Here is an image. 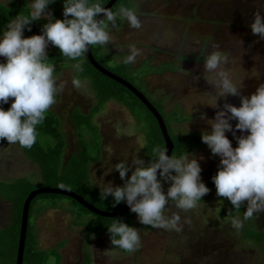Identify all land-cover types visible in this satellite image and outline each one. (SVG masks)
<instances>
[{"label":"rangeland","instance_id":"1","mask_svg":"<svg viewBox=\"0 0 264 264\" xmlns=\"http://www.w3.org/2000/svg\"><path fill=\"white\" fill-rule=\"evenodd\" d=\"M12 1L16 0H0L5 5H10ZM135 9L141 26L130 28L125 20L121 29L110 27L112 39L102 49V57L109 65L117 66L128 52V45L135 44L141 51L131 63L133 72L128 71L127 75L134 76L139 87L141 78L146 76L143 91L153 100L162 97L169 113L177 107L175 105L185 111L189 120L175 123L178 132H201L209 128L205 121L218 110L211 106L214 99L209 95L216 91L214 74H209L203 68V58H193L201 55L202 50L205 54L211 51L212 41L228 53L224 67L236 81L243 79L240 89L243 95L254 92L257 85L264 81V39L252 33L248 26L256 10H260L264 16V0H137ZM55 47L49 43L46 51ZM172 63H176L178 68L161 67ZM73 76L72 68L59 69L57 103L53 108L63 120V130L68 139L65 159L75 150L78 139L71 111L80 107L87 114L97 102L91 82L79 80L80 83L75 85ZM225 100L237 106L240 102L239 96L228 95L223 99L218 98L217 106L222 107ZM169 121L172 124V119ZM94 123L102 136V158L91 165L90 183L96 189L102 179L121 184L118 170L112 168V164L121 159L130 163L135 151L145 160L146 141L140 129L146 125H139L132 112L115 100L109 101L102 112L95 116ZM231 123L235 124V120ZM236 131L239 135V130ZM225 134L235 146L231 132ZM85 136L89 140L86 146L89 153L97 152L96 141L93 140L95 132L87 131ZM193 154L203 157L199 160L202 169L200 176L205 182L215 174L219 157L212 154L208 147ZM27 176L41 182L39 167L28 159L18 143L0 138V180L9 182ZM97 191L99 194V189ZM105 199L110 201L112 197L109 195ZM43 202L48 201L40 203L43 205ZM224 202L214 191L207 202L197 203L191 209L170 206L168 214L177 212L181 217L182 227L179 231L163 227L148 229L145 224L140 225L136 217L134 227H137L140 235V246L124 252L118 246L111 245L107 236L92 238L88 249L94 264H261L264 255L258 246L249 241L238 243L232 218L224 215ZM68 203V199H61V204ZM10 207L0 199V228L7 224L4 223L8 219L5 213L10 211ZM117 208L118 204H104L101 209L114 212ZM257 215L259 224L264 228V211ZM185 217L190 222H184ZM36 226L42 248H55L65 240L66 245L60 249L62 264H80L85 243L82 228L72 225L67 210H44L37 217ZM49 263L56 264V261L52 259Z\"/></svg>","mask_w":264,"mask_h":264},{"label":"clouds","instance_id":"2","mask_svg":"<svg viewBox=\"0 0 264 264\" xmlns=\"http://www.w3.org/2000/svg\"><path fill=\"white\" fill-rule=\"evenodd\" d=\"M52 2L28 0L27 14L19 13L0 28V57H3L0 59V138L23 147H31L36 141V125L43 121L46 111L55 102L59 88L57 76L53 74L55 66L48 62L46 46L49 43L58 46L62 55L75 60L90 46H106L111 41L109 28L117 25V17L125 19L130 28L141 26L137 10L124 4L113 10L105 7L103 0H62V18H54L48 8ZM40 18L45 20L40 32L24 36L25 27L30 30V22ZM248 26L252 33L264 39V16L260 10L253 13ZM140 51L135 44H129L122 62H134ZM201 55L203 68L214 74L216 91L209 95L214 99L211 106L218 109L205 121L210 127L200 133L201 141L219 157L216 172L210 179L216 195L227 198L234 210L244 205L242 216L247 219L264 211V81L245 96L240 91L243 79L236 81L224 67L228 53L221 50L217 42L212 41V50L206 54L202 50ZM73 67L77 72L82 71L79 61ZM79 83L74 77L73 84ZM228 95L239 96V105L225 100L222 107H218V98ZM10 97L13 99L9 102ZM5 103L9 104L6 109L2 106ZM233 120L235 124L231 123ZM226 132H231L235 146ZM166 151L157 145L152 148L147 163L135 151L130 163L121 159L112 164L122 183L102 179L96 185L100 199L111 195L113 205L123 201L141 224L179 231L181 217L177 212L169 215L170 206L191 209L210 189L200 176L199 160L203 157L186 150L178 155L174 152L168 155ZM129 171L130 175L125 178ZM184 222L190 221L185 217ZM241 223L239 216L232 217L234 227L238 228ZM105 225L111 245L127 251L140 246L137 227L118 218H112Z\"/></svg>","mask_w":264,"mask_h":264},{"label":"trees","instance_id":"3","mask_svg":"<svg viewBox=\"0 0 264 264\" xmlns=\"http://www.w3.org/2000/svg\"><path fill=\"white\" fill-rule=\"evenodd\" d=\"M110 1L111 0H103V3H105L104 6L106 7ZM136 1L137 0H117L112 8L115 10L120 4L135 8ZM29 7L28 0L12 1L10 5H5L0 2V28L5 27L7 22L19 13L27 14ZM62 7V0H53V2L48 5L54 18H62ZM124 21L125 19L117 17V25L115 27L117 29L123 28ZM44 22V18L31 21L30 30L25 27L23 34H38L41 30L40 26ZM104 47L105 46L100 45L90 46L95 61L105 70L127 81L145 95L164 119L168 133L174 143L172 152L177 155L184 150L193 153L196 150L207 147L200 139L201 132L182 133L177 131L175 123H183L189 120V116L179 105H175L177 107L169 113L166 109V102H164L162 97L153 100L147 96L145 91H143V87L146 88V76L141 78V86L139 87L135 83L136 79L134 76L127 75L128 71L133 72L132 64H125L121 61L117 66L109 65L101 54ZM46 52L48 62L55 66L53 73L55 76L58 75L59 69L61 68H72L74 70L73 78L76 77L79 80H89L91 82V87L96 95L97 102L95 107L87 114L83 113L80 107H75L71 111L70 116L73 126L76 129V136L78 139L75 150L68 159H65L68 139L63 130V120L60 115L53 110L57 103V96L55 102L46 111L43 121L36 125V141L31 147H23L18 144L28 159L39 167L41 171V182L38 183L35 181L32 178L33 176L17 178L9 182L0 180V199L11 205L10 211L5 213L8 219L4 223L7 222V224L0 228V264H17L24 205L28 197L34 191L42 188L69 190L100 210H102V205L112 204L111 199L110 201L107 199H100L97 191L98 189L93 187L90 183L91 165L102 158V136L99 135L100 130L94 123V118L97 114L102 112L109 101L115 100L117 103L125 106L136 117L139 125H146L142 130L140 129L146 141L144 150L146 163L151 158L150 156L152 155V148L154 146L159 145L167 149L166 140L156 115L130 88L99 70L90 61L87 52L75 60L62 55L59 52L58 46ZM193 58L197 60L203 57L202 55H196L193 56ZM77 61H79L82 71L77 72L73 67V64ZM149 61L151 63L152 60L150 59ZM161 67H168L169 69L178 68L176 63L162 65ZM160 71L164 70L161 69ZM10 101L11 99L9 98V102ZM2 106L6 109L9 104L5 103ZM171 119L172 124L171 121H169ZM87 131L89 133L92 131L95 132V139L93 140L96 141L95 144L98 149L95 153H89L87 150L86 146L89 142L88 137L85 136ZM42 137L44 139H42ZM204 183L210 191L204 194L202 196V201L198 203L207 202L215 191V186L211 179H208ZM163 186L166 190L167 184L165 183ZM64 198L69 200L68 205L61 204V199ZM222 198L225 201L224 215L231 218L233 216H239L242 220L238 228L233 226L238 243L242 244L249 241L258 246L261 253L264 255V228H262V224H259L260 220L258 219L257 213L244 219L242 216L244 205L241 206L240 210H234L227 198ZM41 201H48L47 203L49 205H45L47 204L45 202H43L42 205L40 203ZM117 204V210L110 213L119 212L127 206L123 201ZM48 208L67 210L71 216L72 225H74L75 228H82L81 231L85 243L80 264H94L92 253L88 249V243L92 238L102 236H107L109 238V233L106 230L105 224L110 223L112 218L122 219L133 227L136 220V214L130 210L118 217H106L93 212L76 198L68 195L48 192L37 194L32 199L29 207L23 264H50L49 262L52 259L56 261V264H62L60 249L66 245L65 240L60 241L57 247L52 249H44L40 246L39 233L36 226L37 217ZM140 225L142 224L140 223ZM145 225L148 229H154L151 225ZM122 250L124 252H129L124 249ZM261 264H264V260Z\"/></svg>","mask_w":264,"mask_h":264},{"label":"water","instance_id":"4","mask_svg":"<svg viewBox=\"0 0 264 264\" xmlns=\"http://www.w3.org/2000/svg\"><path fill=\"white\" fill-rule=\"evenodd\" d=\"M117 2V0H111L109 2V4L106 7H113V5ZM101 16L103 15L102 13L100 14ZM87 55L90 59V61L102 72H104L105 74H107L108 76H110L111 78L115 79L116 81L126 85L128 88H130L146 105L147 107L156 115L161 130L163 132V135L165 137L166 140V144H167V151L166 154L170 155L171 152L174 149V143L168 133L167 130V126L164 122L163 117L160 115V113L152 106V104L150 103V101L145 97V95H143V93H141L140 91H138L133 85L129 84L127 81L123 80L122 78L118 77L117 75L105 70L103 67H101L94 59L90 47L89 49L86 51ZM159 173V170H158ZM157 178H159V175L157 176ZM61 193V194H65L68 196H71L73 198H76L78 201H80L81 203H83L85 206H87L90 210H92L93 212H96L97 214H100L102 216H106V217H118L123 215L124 213L129 211V207L128 205L121 211L116 212V213H110V212H106L103 210H100L98 208H96L95 206L87 203L84 199H82L79 195L73 193L72 191L69 190H63V189H53V188H42V189H38L36 191H34L26 200V203L24 205V211H23V218H22V228H21V237H20V245H19V253H18V259H17V264H23V258H24V247H25V242H26V234H27V228H28V217H29V207H30V203L32 201V199L34 198V196H36L37 194L40 193Z\"/></svg>","mask_w":264,"mask_h":264}]
</instances>
